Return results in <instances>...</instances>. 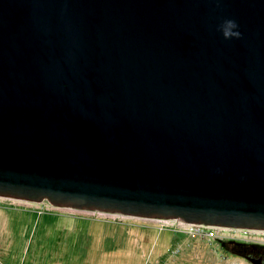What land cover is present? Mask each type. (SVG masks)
Here are the masks:
<instances>
[{
    "label": "water",
    "instance_id": "1",
    "mask_svg": "<svg viewBox=\"0 0 264 264\" xmlns=\"http://www.w3.org/2000/svg\"><path fill=\"white\" fill-rule=\"evenodd\" d=\"M0 196L264 230V0H0Z\"/></svg>",
    "mask_w": 264,
    "mask_h": 264
},
{
    "label": "rangeland",
    "instance_id": "2",
    "mask_svg": "<svg viewBox=\"0 0 264 264\" xmlns=\"http://www.w3.org/2000/svg\"><path fill=\"white\" fill-rule=\"evenodd\" d=\"M190 227L0 196V264H254L229 241L264 244V230Z\"/></svg>",
    "mask_w": 264,
    "mask_h": 264
},
{
    "label": "flooded vegetation",
    "instance_id": "3",
    "mask_svg": "<svg viewBox=\"0 0 264 264\" xmlns=\"http://www.w3.org/2000/svg\"><path fill=\"white\" fill-rule=\"evenodd\" d=\"M229 243L231 251L264 264V244L240 240H230Z\"/></svg>",
    "mask_w": 264,
    "mask_h": 264
},
{
    "label": "clouds",
    "instance_id": "4",
    "mask_svg": "<svg viewBox=\"0 0 264 264\" xmlns=\"http://www.w3.org/2000/svg\"><path fill=\"white\" fill-rule=\"evenodd\" d=\"M239 24L235 19H225L218 28L225 40L241 39L242 33L239 31Z\"/></svg>",
    "mask_w": 264,
    "mask_h": 264
},
{
    "label": "built area",
    "instance_id": "5",
    "mask_svg": "<svg viewBox=\"0 0 264 264\" xmlns=\"http://www.w3.org/2000/svg\"><path fill=\"white\" fill-rule=\"evenodd\" d=\"M165 220H167V221H172L173 222V224H176V225H178V226H182V227H184L186 230H188V231H192L191 229H192V227H190V226H194V225H196L197 223H190V222H186V221H184V220H182V219H179V218H171V219H165ZM253 231H257V230H253ZM251 242V241H250Z\"/></svg>",
    "mask_w": 264,
    "mask_h": 264
}]
</instances>
